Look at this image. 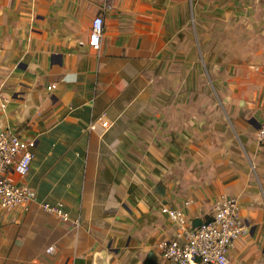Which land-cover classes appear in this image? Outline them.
<instances>
[{"label":"crops","instance_id":"1","mask_svg":"<svg viewBox=\"0 0 264 264\" xmlns=\"http://www.w3.org/2000/svg\"><path fill=\"white\" fill-rule=\"evenodd\" d=\"M194 1L197 42L192 0H0V128L34 139L11 175L37 191L0 209V264H174L160 242L182 230L162 206L194 228L222 195L248 228L230 264H264V0Z\"/></svg>","mask_w":264,"mask_h":264},{"label":"built area","instance_id":"2","mask_svg":"<svg viewBox=\"0 0 264 264\" xmlns=\"http://www.w3.org/2000/svg\"><path fill=\"white\" fill-rule=\"evenodd\" d=\"M111 7L106 4L105 8ZM104 17L97 15L92 24L91 43L98 47L103 33ZM56 86L51 85L49 88ZM7 107V99L0 97V113ZM102 125L109 127V121ZM96 128V122L90 124ZM257 140L264 145V120L257 131ZM34 139L25 138L19 131L0 128V209L10 210L27 205L37 198V191L28 184L18 183L11 171L23 176L29 173L34 158ZM43 208L69 220L70 214L62 202L44 201ZM186 201L185 205H189ZM166 213L180 227L178 237L160 242L162 255L174 264H230V252L236 240L248 232L242 216L239 200L235 196L222 195L215 204L213 214L194 227L186 228L185 208L162 206ZM209 218H211L209 220ZM184 235V237H183Z\"/></svg>","mask_w":264,"mask_h":264},{"label":"rangeland","instance_id":"3","mask_svg":"<svg viewBox=\"0 0 264 264\" xmlns=\"http://www.w3.org/2000/svg\"><path fill=\"white\" fill-rule=\"evenodd\" d=\"M195 4V1L194 0H192V4H191V20H190V27H191V29H192V31H195V33H192V38L193 39H191V42H197V33H198V27H199V23L198 22H200L198 19H197V15L195 14V12H196V10H197V3H196V5H194ZM220 7V8H219ZM219 7H217L221 12H223V13H230L231 12V7H232V5H230V4H224V3H221L220 5H219ZM210 8H216V6L215 5H211V6H209V5H207V9H208V11L210 10ZM217 9V10H218ZM215 10H213V12H214ZM209 14V13H208ZM218 18L220 19V22H222V23H225L226 22V24L223 26L222 25V27H231V26H233L234 25V23L236 22V18H235V15H229V14H221L220 16H218ZM230 22H232V25L230 24ZM212 23H214V20H211V21H207V29L210 27V26H213V24ZM160 86H165V84H160Z\"/></svg>","mask_w":264,"mask_h":264},{"label":"water","instance_id":"4","mask_svg":"<svg viewBox=\"0 0 264 264\" xmlns=\"http://www.w3.org/2000/svg\"><path fill=\"white\" fill-rule=\"evenodd\" d=\"M210 219H211V218H209V220H210ZM202 222H203V220H200L198 223H196L195 227L198 226V225H200Z\"/></svg>","mask_w":264,"mask_h":264}]
</instances>
